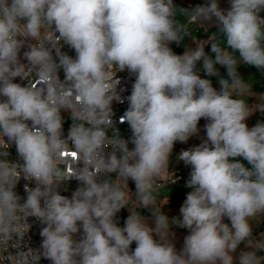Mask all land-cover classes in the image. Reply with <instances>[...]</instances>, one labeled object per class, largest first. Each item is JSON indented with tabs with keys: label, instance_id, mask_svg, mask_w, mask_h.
<instances>
[{
	"label": "clouds",
	"instance_id": "1",
	"mask_svg": "<svg viewBox=\"0 0 264 264\" xmlns=\"http://www.w3.org/2000/svg\"><path fill=\"white\" fill-rule=\"evenodd\" d=\"M240 64L264 72V0H0V264H264V122L246 123L264 93ZM216 65L230 77L219 90L201 76ZM194 136L176 156L191 191L170 218L161 190ZM174 226L188 231L180 249Z\"/></svg>",
	"mask_w": 264,
	"mask_h": 264
},
{
	"label": "rangeland",
	"instance_id": "2",
	"mask_svg": "<svg viewBox=\"0 0 264 264\" xmlns=\"http://www.w3.org/2000/svg\"><path fill=\"white\" fill-rule=\"evenodd\" d=\"M227 7H228V4L227 3H225L222 6V8H227ZM198 39L207 40L208 37H200V38L198 37ZM185 46L195 47V44H194V42H193V40H192L191 37H188L186 39ZM184 50H185V47H184ZM237 55H238V53H237ZM198 66H199V64H198ZM251 81H253V84H252V91L253 92L264 93V80H255L254 79V80H251ZM255 102H256V98L255 97H250L249 98V103H255ZM258 121L264 122V114L260 113L259 111H257L252 116H250L248 118V120L246 121V123L248 124L249 127H252ZM205 123L206 122H203L202 124H200L198 126L201 129V131H200V137H204L205 136V132L203 130V127H204ZM65 126H68V125L66 124ZM200 137H196V136L191 137L186 144L185 143L177 142L175 144V146H174L173 156H172V165L174 167V171L175 170H178V169L184 170L185 172H187V178L188 179H189L190 171H191L190 167H185L182 161H180L179 163H177L176 162V156L180 153L181 150H187L188 148H190L192 146L198 145L201 142ZM187 180L184 183H178V184H176L175 186L171 187L170 189L168 188V190H173L174 189V190H176L179 193V196L177 195L178 197L175 198L177 200L176 201V205H172L171 204V201H170V198L168 197V204L165 205L164 208H163V211L170 218L173 217V216L179 215V208L181 207L184 199L186 198V194L189 191H191V189H189V188L186 187ZM161 203L163 204V203H165V201L162 199ZM128 215H129V213H128ZM225 222L226 223H230L227 220H225ZM261 224H264V222H262ZM173 231L176 232V244L182 245V243H183V237L188 234L187 229H180V228H177V227L174 226L173 227ZM243 249H244V245H240V247L237 249V255H238L239 251L240 250H243Z\"/></svg>",
	"mask_w": 264,
	"mask_h": 264
},
{
	"label": "trees",
	"instance_id": "3",
	"mask_svg": "<svg viewBox=\"0 0 264 264\" xmlns=\"http://www.w3.org/2000/svg\"><path fill=\"white\" fill-rule=\"evenodd\" d=\"M175 2L178 5H180V6L188 7L189 5H193L194 6L196 4H202V3L205 2V0H175ZM207 30H209V29H207ZM213 31H215V29H213ZM194 34H196L197 37H199V38L200 37H208L207 34L205 33V31L203 32L199 28H195L194 29ZM186 39L187 38H185L184 42L179 47L176 46L175 44L171 45V47L173 48V51L176 52L177 54H182L184 52ZM221 41H222V43L224 42V38L223 37H221ZM205 52L209 56H212L214 58V53H212L211 50H210V44L205 45ZM216 67L219 70V73H220L219 76L208 77V76H205L203 72H201V76H202V78L210 79L212 81L213 87L216 88L217 90H219V88H220L219 79L220 78H224V79H229L230 80V77H228L227 71H226V69L224 67H222L220 65H216ZM237 72L246 81L254 80V79L255 80H264V72H261V71L257 70L255 67H252V66H247V65L240 64L238 66V68H237ZM203 122H206V121L202 118L199 121V125L202 124ZM239 160H240L241 163L244 164L245 167H248V168L251 167V165H249L247 161L243 160V158H239ZM187 179H188L187 177H184L178 183H184ZM129 185H130L132 190H135L134 184H132L131 181L129 182ZM175 185H167V187L165 189L161 190V196L165 197V196L168 195L172 205H176V201L177 200L175 198L179 196V193L176 190H174V189L173 190H168V188L170 189L171 187H173ZM123 212H124V218L126 219L127 216H128L127 209H123ZM141 214L150 215V213H148L147 210H141ZM263 230H264V224H261V225H259L258 227H256L254 229V235H258ZM132 247L134 249L135 244H133Z\"/></svg>",
	"mask_w": 264,
	"mask_h": 264
},
{
	"label": "built area",
	"instance_id": "4",
	"mask_svg": "<svg viewBox=\"0 0 264 264\" xmlns=\"http://www.w3.org/2000/svg\"><path fill=\"white\" fill-rule=\"evenodd\" d=\"M228 1V0H227ZM65 51H67V47H65L64 49ZM121 78H122V84L121 87H127L128 91L123 93V95H128L130 94V90H131V80L128 77L127 72L121 73L120 74ZM114 111L116 112V116L117 118L123 114V112L126 110L127 108V102L125 101V103L123 104H119V103H115L114 102ZM68 126H65V129H67ZM118 127L120 129V131L122 132V134L127 138L128 136H130V129L128 127V125L125 124H118ZM131 147V145H130ZM11 152V156L10 159L15 160L16 159V152H15V148L12 147L10 149ZM175 177H176V182L173 184H169V185H175L177 184L179 181H181L184 177H187V172H185L182 169H178L175 170ZM25 183V181L22 179L20 184L17 186V191L21 196H24V189H23V184ZM77 186V182L75 180L70 182L69 185V190L67 192H62L61 194L63 195H70L71 191L75 189V187ZM119 218H120V226H123V222L125 220L124 218V212L123 210H121V212L118 214ZM32 222V218H30V223ZM39 231H40V226L38 223L33 224V228L30 231L29 235L31 236V245L33 247H38L41 241V237L39 236ZM41 264H49V261L42 259L41 260Z\"/></svg>",
	"mask_w": 264,
	"mask_h": 264
},
{
	"label": "crops",
	"instance_id": "5",
	"mask_svg": "<svg viewBox=\"0 0 264 264\" xmlns=\"http://www.w3.org/2000/svg\"><path fill=\"white\" fill-rule=\"evenodd\" d=\"M219 2H220L221 7H222L225 3L228 4V1H227V0H219ZM196 28L201 29L203 32L206 31V30L208 29V27H205V29H204V28H200V27H196ZM67 51H69V50H67ZM69 54H70V55H74V52L69 51ZM133 191H134V190H133ZM176 247H177V249H180V248L182 247V245L176 244Z\"/></svg>",
	"mask_w": 264,
	"mask_h": 264
}]
</instances>
